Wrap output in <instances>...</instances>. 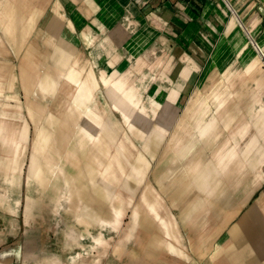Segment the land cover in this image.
<instances>
[{
    "label": "crops",
    "instance_id": "crops-1",
    "mask_svg": "<svg viewBox=\"0 0 264 264\" xmlns=\"http://www.w3.org/2000/svg\"><path fill=\"white\" fill-rule=\"evenodd\" d=\"M16 47L24 63L60 64L74 104L96 96L104 110H121L113 96L121 98L125 79L149 81L169 112L220 113L205 139L213 156L167 186L181 187L183 200L199 187L202 209L191 217L188 204L178 230L157 200L150 216L96 222L79 219L75 199L62 208L60 188L47 201L16 187V131L25 127V114L16 125L25 109L13 102ZM0 79V264H193L191 256L195 264H264V0H0ZM91 224L101 229L99 259L69 261Z\"/></svg>",
    "mask_w": 264,
    "mask_h": 264
},
{
    "label": "rangeland",
    "instance_id": "rangeland-1",
    "mask_svg": "<svg viewBox=\"0 0 264 264\" xmlns=\"http://www.w3.org/2000/svg\"><path fill=\"white\" fill-rule=\"evenodd\" d=\"M20 50L15 48L13 102L25 109V113L16 112V125L22 123L25 114V127L20 134L16 131V137L22 141L15 144L16 187H28L32 198L47 201L55 200L54 190L60 188L57 197L62 208L75 199L79 219L89 217L96 222L104 217L129 223L133 216H150V208H155L157 200L160 215L170 219L176 230L178 226L183 228V211L191 203L188 215L194 217L202 193L197 190L199 187H190L192 191L185 193L183 200L178 189L181 187L167 186L182 183L183 177L188 179L198 167L200 159L205 161L213 156L216 145L205 143V139L214 136V118L220 113L198 111L187 112L188 115L184 107L169 112L150 95L149 81L135 85L125 79L121 98L113 96L116 102L122 100L121 110L106 106L104 110L102 105L98 106L96 96H91L88 103L74 104V86L59 78L61 65L24 63L17 53ZM62 67L63 72H71V65ZM6 84V79H0V87ZM103 89L99 85L98 91L102 93ZM227 98L230 100L231 96L224 100ZM234 98L247 102L246 97L235 95L231 99ZM114 101L111 100L112 105ZM2 102L7 100L0 96ZM36 107L42 111L33 110ZM248 114L257 113H239L244 118ZM205 120L209 122L208 132L200 127ZM245 147L238 145L240 151ZM211 188L206 193L208 197L214 194V187ZM109 204V208H103ZM83 230L85 226L80 225V232ZM89 230L84 246L73 248L69 261L80 263L92 253L99 259L101 229L98 224H91ZM191 260L197 263L193 256Z\"/></svg>",
    "mask_w": 264,
    "mask_h": 264
}]
</instances>
